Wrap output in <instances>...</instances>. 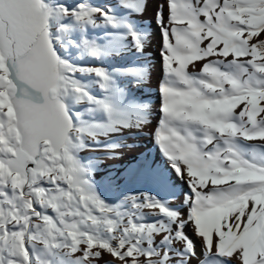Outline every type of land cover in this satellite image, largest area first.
Returning a JSON list of instances; mask_svg holds the SVG:
<instances>
[{
    "label": "snow or ice",
    "instance_id": "6c2138e0",
    "mask_svg": "<svg viewBox=\"0 0 264 264\" xmlns=\"http://www.w3.org/2000/svg\"><path fill=\"white\" fill-rule=\"evenodd\" d=\"M0 264H264V0H0Z\"/></svg>",
    "mask_w": 264,
    "mask_h": 264
},
{
    "label": "bare ground",
    "instance_id": "6f19581e",
    "mask_svg": "<svg viewBox=\"0 0 264 264\" xmlns=\"http://www.w3.org/2000/svg\"><path fill=\"white\" fill-rule=\"evenodd\" d=\"M148 18H151L152 11L151 9L148 12ZM153 31H155V24L152 25ZM159 44H158V37L154 36L151 47L148 49V55L151 58V63L155 66L153 69V77L151 84L146 86L144 88V93L148 96H150L151 100L153 102L156 101V84L159 79ZM137 144L141 146L142 149L150 150L152 149L153 145L151 140H149L147 137L136 141ZM106 163H118V161H106Z\"/></svg>",
    "mask_w": 264,
    "mask_h": 264
}]
</instances>
